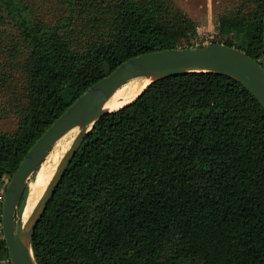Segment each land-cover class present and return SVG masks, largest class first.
<instances>
[{
  "label": "trees",
  "instance_id": "obj_1",
  "mask_svg": "<svg viewBox=\"0 0 264 264\" xmlns=\"http://www.w3.org/2000/svg\"><path fill=\"white\" fill-rule=\"evenodd\" d=\"M42 2L60 10L34 13L31 0H0L13 19L0 27L5 63L25 79L19 88L13 77L0 78L18 119L13 133L0 130V184L117 66L143 53L188 48L181 27L135 0ZM252 2L251 11L221 18L219 30L238 41L224 44L264 66V0ZM110 6L122 10L118 19L93 17ZM85 12L93 18L81 21ZM175 16L179 23L182 15ZM33 249L37 264H264L263 107L219 73L153 83L95 123L37 225ZM0 264H12L2 230Z\"/></svg>",
  "mask_w": 264,
  "mask_h": 264
},
{
  "label": "water",
  "instance_id": "obj_2",
  "mask_svg": "<svg viewBox=\"0 0 264 264\" xmlns=\"http://www.w3.org/2000/svg\"><path fill=\"white\" fill-rule=\"evenodd\" d=\"M193 72L219 73L238 81L264 109V66L237 47L210 43L191 48L151 51L126 60L80 95L37 139L12 174L6 188L1 215L3 237L12 264H37L33 249L37 225L88 133L99 119L113 112L106 107L112 96L133 79L149 80L141 95L155 82ZM74 130L76 134L71 146L59 161L30 216L26 221L16 218L18 207L33 176L53 147Z\"/></svg>",
  "mask_w": 264,
  "mask_h": 264
},
{
  "label": "rangeland",
  "instance_id": "obj_3",
  "mask_svg": "<svg viewBox=\"0 0 264 264\" xmlns=\"http://www.w3.org/2000/svg\"><path fill=\"white\" fill-rule=\"evenodd\" d=\"M31 2L35 4L34 13H42L44 12L43 10L48 6H50L48 10H51L53 13L60 10V7L53 4L47 5L48 2L43 3L42 0H31ZM135 2H137L138 5L144 7L146 12H148L149 14H156L155 17L159 19V21L161 19L162 23L172 27H181L178 29L180 35L179 40L183 47L188 48L198 47L210 43H223L227 39H233L235 43L238 44V41L233 38L234 33L227 31H224V33L220 32L219 27L222 22L221 18L226 16L236 17L237 15H240L241 12L245 13L255 8V4L252 2V0H153L151 4L150 0H135ZM4 6L6 7V5ZM1 9H3L2 5H0V27L7 28V26H2V23L5 21L13 22V19L10 15H7L6 12ZM121 11L122 10L117 9L114 6H110L109 9H102L101 11L96 9L92 13H95L93 17L96 18L108 17L118 19L121 15ZM176 13L182 15L179 23L177 16H175ZM90 17L91 16H89L88 12H85L84 14L82 13L81 21L88 20ZM174 22H176L177 24H175ZM9 28L10 32H6H8L9 36L11 37L13 35V30L12 27ZM5 38L6 36L0 34V71L6 74L0 76L1 83H4V78L8 81V77H13V79H11L17 85L19 84L20 88L22 83L25 81L24 74L18 69L11 70L8 64L5 63L7 56V54H5L4 52V49H6V47H4L5 42H3V40ZM136 80L138 79L133 80V82ZM133 82L130 81L127 84ZM1 90L2 88H0V130L13 133L18 128V119L11 113L9 104L10 93L7 90H5V92H3L4 90ZM75 134L76 131L74 130L63 137L53 147L45 161L47 159L53 158L56 155H59V159L61 160L65 152L71 146ZM35 175L33 176L32 180L35 178ZM6 179L8 181V177ZM7 185L8 184L6 181L0 184V203L2 202V204ZM29 191L30 189L28 187L24 206L20 212H17L16 218L23 219V211L26 205ZM1 230L2 222L0 218V232Z\"/></svg>",
  "mask_w": 264,
  "mask_h": 264
},
{
  "label": "bare ground",
  "instance_id": "obj_4",
  "mask_svg": "<svg viewBox=\"0 0 264 264\" xmlns=\"http://www.w3.org/2000/svg\"><path fill=\"white\" fill-rule=\"evenodd\" d=\"M131 80L133 83L125 84L120 88L112 98L107 102L106 107L116 111L124 105L133 101L147 87L149 80L137 78ZM141 85V86H140ZM59 155L47 159L37 171L35 178L30 182V191L24 208L23 220L26 221L33 211L34 207L43 195L48 183L50 182L59 161Z\"/></svg>",
  "mask_w": 264,
  "mask_h": 264
}]
</instances>
